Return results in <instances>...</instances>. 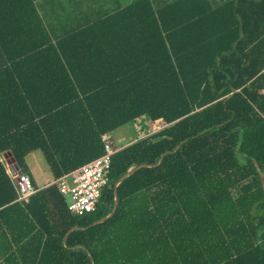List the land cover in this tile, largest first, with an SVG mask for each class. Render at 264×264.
<instances>
[{
	"label": "trees",
	"instance_id": "obj_1",
	"mask_svg": "<svg viewBox=\"0 0 264 264\" xmlns=\"http://www.w3.org/2000/svg\"><path fill=\"white\" fill-rule=\"evenodd\" d=\"M37 1L0 0V264H264V0L184 17L134 0L54 39ZM141 116L164 126L116 147L94 211H69L56 183L36 193L51 220L27 257L1 220L4 159L27 172L40 150L59 178Z\"/></svg>",
	"mask_w": 264,
	"mask_h": 264
},
{
	"label": "crops",
	"instance_id": "obj_2",
	"mask_svg": "<svg viewBox=\"0 0 264 264\" xmlns=\"http://www.w3.org/2000/svg\"><path fill=\"white\" fill-rule=\"evenodd\" d=\"M133 1L134 0H38L36 5L43 23L51 34V37L54 39L67 30H75L88 23L96 21L98 18L109 17L112 13L124 8ZM224 1L226 0H149L153 10L157 9L161 3L167 2L168 4H173V7L177 12L183 13V17L193 5L197 4L201 6L205 5L206 2H209L211 5H217ZM106 135L111 138L110 134ZM130 141L122 145H126ZM30 155H32V152L25 156V163L27 166V173H29L32 179L34 192L26 200H19L16 195L12 201V203L16 204L9 207L8 210L3 213V217L1 218V220L4 219V222L13 224L14 231L18 230V233L25 235L23 241L27 243V257L34 256L33 252L38 248H42L44 239L43 225L44 227H47L48 221L51 220L46 207L43 205V196H37L36 193L50 184L56 183L57 179L54 178L50 168V174H43V179L37 178L32 165H30L27 160V157ZM9 159L10 157L4 159L7 171L9 169ZM13 164L16 167V171L19 170L16 163L14 162ZM61 195L65 198V201H67V197L62 193ZM31 196H33V199L29 200ZM62 207V204H56L55 206L56 212L58 209L60 215L62 213ZM109 215L110 214H108V216ZM103 219L104 218L101 220ZM101 220H96L94 223ZM2 224L3 229L6 230L5 223ZM6 234L10 241V231H7ZM66 235L67 234H65L64 238ZM11 243L12 248L17 250L16 247L18 245L13 243L12 240ZM4 257L5 256L0 252V260H3Z\"/></svg>",
	"mask_w": 264,
	"mask_h": 264
},
{
	"label": "built area",
	"instance_id": "obj_3",
	"mask_svg": "<svg viewBox=\"0 0 264 264\" xmlns=\"http://www.w3.org/2000/svg\"><path fill=\"white\" fill-rule=\"evenodd\" d=\"M258 92L264 97V85ZM102 140L104 150L100 155L56 179L58 190L67 197L68 210L76 215L87 214L95 210L101 191L108 182L111 157L117 148L112 144L108 135L104 134ZM8 173L13 178L17 198L26 200L34 192L30 175L19 170L12 174L9 169Z\"/></svg>",
	"mask_w": 264,
	"mask_h": 264
},
{
	"label": "rangeland",
	"instance_id": "obj_4",
	"mask_svg": "<svg viewBox=\"0 0 264 264\" xmlns=\"http://www.w3.org/2000/svg\"><path fill=\"white\" fill-rule=\"evenodd\" d=\"M264 57V47H263ZM164 123L162 121L152 122L148 117L141 116L133 122L123 124L109 134L115 147L121 146L130 140H134L137 137L146 135L147 133L157 130L162 127ZM34 156V157H33ZM36 156V157H35ZM30 165H32L33 171L37 178L43 179V174H50L49 167L45 161L43 154L40 150L32 151V155L27 157Z\"/></svg>",
	"mask_w": 264,
	"mask_h": 264
},
{
	"label": "water",
	"instance_id": "obj_5",
	"mask_svg": "<svg viewBox=\"0 0 264 264\" xmlns=\"http://www.w3.org/2000/svg\"><path fill=\"white\" fill-rule=\"evenodd\" d=\"M14 159L12 157H10V159L8 160V164H9V170L12 174H15L16 172V167L14 166ZM101 220V219H100Z\"/></svg>",
	"mask_w": 264,
	"mask_h": 264
}]
</instances>
